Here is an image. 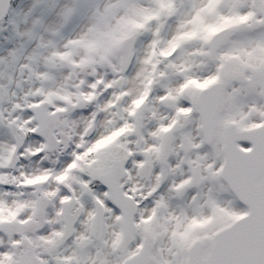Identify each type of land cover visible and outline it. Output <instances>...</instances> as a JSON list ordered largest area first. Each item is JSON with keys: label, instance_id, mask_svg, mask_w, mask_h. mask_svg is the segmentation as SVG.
<instances>
[{"label": "snow or ice", "instance_id": "6c2138e0", "mask_svg": "<svg viewBox=\"0 0 264 264\" xmlns=\"http://www.w3.org/2000/svg\"><path fill=\"white\" fill-rule=\"evenodd\" d=\"M0 264H264V0H0Z\"/></svg>", "mask_w": 264, "mask_h": 264}]
</instances>
